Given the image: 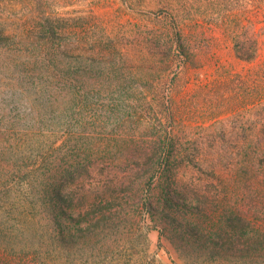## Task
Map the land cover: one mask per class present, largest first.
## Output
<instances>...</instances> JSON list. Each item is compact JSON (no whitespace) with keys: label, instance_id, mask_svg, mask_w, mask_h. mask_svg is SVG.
Returning a JSON list of instances; mask_svg holds the SVG:
<instances>
[{"label":"rangeland","instance_id":"1","mask_svg":"<svg viewBox=\"0 0 264 264\" xmlns=\"http://www.w3.org/2000/svg\"><path fill=\"white\" fill-rule=\"evenodd\" d=\"M0 35V264H264V0H0Z\"/></svg>","mask_w":264,"mask_h":264},{"label":"trees","instance_id":"2","mask_svg":"<svg viewBox=\"0 0 264 264\" xmlns=\"http://www.w3.org/2000/svg\"><path fill=\"white\" fill-rule=\"evenodd\" d=\"M1 38H3V37H1V35H0V39ZM179 40H180V36H179ZM238 42H240V41H238ZM179 43H181V41H179ZM242 43H244V42H242ZM238 53H239V51H238ZM241 54H243V53H241ZM241 54H240V58L242 60L249 61V60H251L253 58L252 56H245V55H241ZM153 154L158 159L161 158V159H163L165 161L166 165H164V166H166V169H167V176L171 179L172 178L171 176L174 175V174H173L172 164H171V162H169V160L171 158L176 157L177 155H176V149L174 147V143H173V141L171 139V135H169V133H167L165 135L164 141L159 143V147L157 145H155ZM169 197L167 195L168 200H169ZM55 200H56L57 204H59V212H60V214H62L63 216L69 215L70 213H67V211L63 208V205L65 204L67 207L72 208V203H69V201H67V199H65V197L59 195V192H56ZM89 214H90V212L87 211L84 215H80V217H77V219H73V220L77 221L78 225H81L82 223H85L89 219V217H88ZM92 214L93 215H97L96 211H93ZM101 214L103 216V213H101ZM100 221L101 220L97 221L96 224H100ZM87 230H89V228H85V229H79L78 228V231H80L82 233H81V235L79 237H75V238L73 237L72 238V240H73L72 242H76L78 239L86 237L87 234H85V231H87ZM255 243L256 242L250 243V244L254 245ZM263 245H264V241H261L258 244H255L254 247L257 248V247L263 246Z\"/></svg>","mask_w":264,"mask_h":264}]
</instances>
